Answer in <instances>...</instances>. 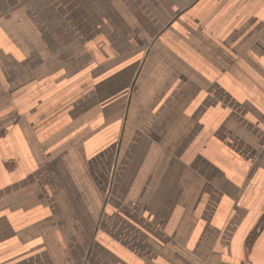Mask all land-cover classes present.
I'll use <instances>...</instances> for the list:
<instances>
[{
	"label": "crops",
	"instance_id": "obj_1",
	"mask_svg": "<svg viewBox=\"0 0 264 264\" xmlns=\"http://www.w3.org/2000/svg\"><path fill=\"white\" fill-rule=\"evenodd\" d=\"M0 264H264V0H0Z\"/></svg>",
	"mask_w": 264,
	"mask_h": 264
}]
</instances>
